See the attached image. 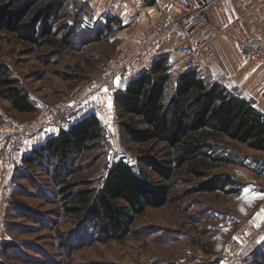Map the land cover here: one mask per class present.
Instances as JSON below:
<instances>
[{
    "label": "rangeland",
    "instance_id": "374dc122",
    "mask_svg": "<svg viewBox=\"0 0 264 264\" xmlns=\"http://www.w3.org/2000/svg\"><path fill=\"white\" fill-rule=\"evenodd\" d=\"M77 2L66 4L63 13L74 14ZM70 21L58 20L56 32L61 33ZM61 37L64 35L58 34L57 39ZM83 40L89 43L83 45ZM92 40L91 34L78 31L69 48L54 43L28 54L29 47L13 36H0V62L8 66L37 109L18 113L0 98V125L12 121L26 126L40 112L65 106L70 108L67 119L48 128L66 127L99 98L103 111L98 117L107 141L101 152L79 159L72 172L49 164L36 170L23 168L21 158L30 153L22 148L27 139L14 146L7 161L0 158V264H264V223L253 224L258 204L264 199V152L224 137L214 138L212 143L235 163L211 166L208 174L230 177L234 187L227 188L236 193L195 192L206 178L179 170L172 179L170 202L137 217L133 232L122 241L96 236L94 229L82 223L84 216L64 211V201L57 193L60 181H93L98 185L112 164L121 160L139 169L138 157H159L164 152L162 144L139 146L120 134L113 98L124 84L113 82L111 86L118 85L109 93L101 82L104 69L122 48L116 52L112 41ZM203 70L198 69L205 79L215 80ZM173 81L172 77L170 86ZM9 139L0 137V156L5 155ZM241 228L246 229V236L238 233ZM232 244L240 251L235 260L227 258Z\"/></svg>",
    "mask_w": 264,
    "mask_h": 264
},
{
    "label": "trees",
    "instance_id": "16d2710c",
    "mask_svg": "<svg viewBox=\"0 0 264 264\" xmlns=\"http://www.w3.org/2000/svg\"><path fill=\"white\" fill-rule=\"evenodd\" d=\"M73 2L0 0V36H13L29 47L28 54L54 43L69 48L78 31L91 34L93 42L103 41L111 33L112 19L107 17L104 23L95 22L91 26L85 20L90 19L87 4L79 5L74 14L63 13L66 4ZM61 18L72 21L57 33L54 25ZM58 34L64 37L57 39ZM172 77L173 65L168 58L158 57L148 69L123 82L113 98L122 137L139 146L162 144L161 156L138 157L139 169L120 160L107 169L98 185L93 181L80 184L60 181L57 193L64 201V211L84 216L82 223L88 224L98 236L122 241L131 234L137 217L147 209H159L170 202L172 179L182 169L196 178H206L195 192L236 193L237 190L227 188L234 187L230 177L208 174L211 166L235 163L224 156L212 139L224 137L264 152V114L255 108L253 101L229 83L205 79L198 70L183 71L175 87L170 86ZM0 98L18 113L37 110L29 93L2 62ZM106 146L102 122L96 113L90 112L58 128L56 135L23 156L21 164L26 170L49 164L58 169L68 167L72 172L84 155L101 152Z\"/></svg>",
    "mask_w": 264,
    "mask_h": 264
},
{
    "label": "crops",
    "instance_id": "0c3cea01",
    "mask_svg": "<svg viewBox=\"0 0 264 264\" xmlns=\"http://www.w3.org/2000/svg\"><path fill=\"white\" fill-rule=\"evenodd\" d=\"M75 1H78L79 5L87 4L88 16L91 19L88 24L91 26L95 22L104 23L107 17L112 19L111 33L103 41L115 43L116 52L138 42L149 31L151 18L155 14L167 12V6L163 0H131L128 6L115 10L109 16L105 13L107 0ZM191 1L194 6H201L210 0ZM238 16L244 17L245 28L250 35L264 41V1L219 0V5L208 13L209 20L217 25H224ZM193 43L192 35L179 34L169 37L161 46L159 57L168 58L173 65L172 87L176 85L179 71L183 70V61L190 54ZM212 45L214 56L204 62L203 71H206L208 75H213L215 81H224L237 88L243 97L253 101L255 108L264 114V66L250 60L234 42L224 36L214 37ZM142 71L135 73L134 77ZM102 103L99 98L91 101L92 105L89 110L80 117L90 112L99 116V113L103 111ZM57 132V126L47 128L23 142L22 148L30 152L49 137L56 135ZM258 205L257 215L253 218L255 225L264 223V199Z\"/></svg>",
    "mask_w": 264,
    "mask_h": 264
},
{
    "label": "built area",
    "instance_id": "2783aa9c",
    "mask_svg": "<svg viewBox=\"0 0 264 264\" xmlns=\"http://www.w3.org/2000/svg\"><path fill=\"white\" fill-rule=\"evenodd\" d=\"M130 1L107 0L105 13L109 16L115 10L128 6ZM163 2L167 6V12L155 14L151 18L149 31L135 44L122 48L104 69L101 83L108 87L109 93L115 92L118 85L111 86L113 82L122 84L134 77L135 73L148 69L159 57L163 42L179 34H189L194 37L191 52L184 59V69L179 71V74L186 70L202 69L203 63L214 56L212 39L217 36L228 38L250 60L264 66V41L246 31L243 16H238L224 25H217L209 20L208 13L219 5V0H210L201 6H194L191 0H163ZM69 109L65 106H56L51 110L42 111L26 126L12 121L1 124L0 137L4 139L10 137L5 155L0 156L1 161L8 160L14 146L60 120L67 119ZM252 183L255 181L252 180ZM252 227L249 224L248 229L251 230ZM245 232V228L238 230L240 236H246ZM239 256L238 245L232 244L227 258L237 259Z\"/></svg>",
    "mask_w": 264,
    "mask_h": 264
}]
</instances>
